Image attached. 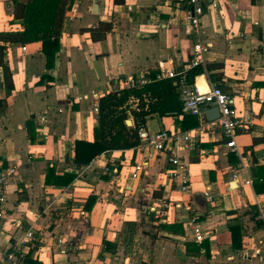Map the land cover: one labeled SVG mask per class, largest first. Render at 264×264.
I'll return each instance as SVG.
<instances>
[{"label":"crops","instance_id":"crops-1","mask_svg":"<svg viewBox=\"0 0 264 264\" xmlns=\"http://www.w3.org/2000/svg\"><path fill=\"white\" fill-rule=\"evenodd\" d=\"M16 1L25 0H0V33L22 31ZM185 1L73 0L48 70L40 42H0L13 87L7 95L0 66V173L13 170L4 187L0 264H264V0H203L199 24L208 51L192 83L207 92L211 79L230 98L240 153L202 115H152L143 124L150 132L199 134L181 152L185 195L168 178L165 155L149 149L111 151L75 167V142L94 139L100 97L130 77L164 75L191 59ZM138 164L143 171L131 178ZM72 174L68 186L54 185ZM162 201L191 211L169 209L155 219L149 210ZM191 216L201 245L187 228Z\"/></svg>","mask_w":264,"mask_h":264},{"label":"trees","instance_id":"trees-1","mask_svg":"<svg viewBox=\"0 0 264 264\" xmlns=\"http://www.w3.org/2000/svg\"><path fill=\"white\" fill-rule=\"evenodd\" d=\"M73 0H25L14 2L15 20H19L22 31L0 33V42L26 45L40 42L45 56V68L52 69L56 54L60 50L59 39L65 13ZM5 46L0 45V66L3 69L7 95L13 90L10 76L5 65ZM203 73L202 67L190 69L189 82ZM153 82L142 87L122 88L109 92L99 98L97 104V125L93 130V141L75 142V167L88 165L97 156L111 151H124L137 147L138 129L146 118L152 115L172 117L181 115L182 102L179 99L178 85L174 79L155 80V73L146 74ZM211 83L212 80L210 79ZM135 106L133 107V105ZM0 100V112L5 107ZM132 119L128 126L126 120ZM56 178L54 185L68 186L75 175Z\"/></svg>","mask_w":264,"mask_h":264},{"label":"built area","instance_id":"built-area-1","mask_svg":"<svg viewBox=\"0 0 264 264\" xmlns=\"http://www.w3.org/2000/svg\"><path fill=\"white\" fill-rule=\"evenodd\" d=\"M203 14V0H186L185 1V20L191 26L195 36L193 44L192 55L189 62L181 67L179 70H169L164 75H158L155 80L162 78L174 79L178 85L179 99L182 102L181 114L193 117H200L203 112L211 107H217L219 118L213 123L217 126L220 132L227 140L226 146L236 153H240L237 145V129L241 126L239 117L233 107L230 98L223 92V90L216 84H211L207 92L198 91V89L190 83L187 78V73L190 69L202 67L205 65V55L208 51L207 46L202 42L199 36L200 18ZM154 79L146 75L130 77L126 79L122 85L123 88H136L142 87L146 84L153 82ZM196 130L189 132H172L169 130H162L158 132H150L141 126L138 129V145L137 147L149 149L154 152L163 153L166 157L169 166L167 176L173 180L178 186L179 193L185 195L189 191L187 167L181 158V152L188 150L192 141L198 137ZM264 158V153L261 156ZM109 171V169H106ZM143 171V165L138 164L133 168L130 173L131 178H138ZM13 173V170H8L7 173H0V218L3 216L5 207V183L7 178ZM206 200L211 201L210 188L204 191ZM169 209H183L186 212L191 211L189 204L182 202L162 201L161 204L152 207L149 211L154 214L155 219H161L166 210ZM263 214V206L259 205L257 218L261 219ZM187 228L193 236V241L197 245L204 242V235L200 228L197 227V220L195 216H191L186 222ZM25 242L30 243L34 240L32 231L25 234ZM59 243H62L59 240ZM32 246V245H31ZM17 251V250H16ZM20 252V251H19ZM18 252V253H19ZM21 257V252L19 253ZM9 259L13 255L8 256Z\"/></svg>","mask_w":264,"mask_h":264},{"label":"water","instance_id":"water-1","mask_svg":"<svg viewBox=\"0 0 264 264\" xmlns=\"http://www.w3.org/2000/svg\"><path fill=\"white\" fill-rule=\"evenodd\" d=\"M202 117L206 118V121L203 120L204 123L213 122V121L217 120L219 118L218 108L217 107H211V108L205 110L203 112V114H202ZM125 123L128 126L131 125V121L130 120H126Z\"/></svg>","mask_w":264,"mask_h":264}]
</instances>
